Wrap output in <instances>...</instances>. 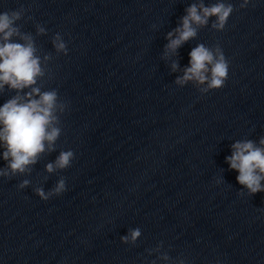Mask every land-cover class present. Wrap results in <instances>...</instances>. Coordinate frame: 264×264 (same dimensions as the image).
Masks as SVG:
<instances>
[{
	"label": "clouds",
	"instance_id": "clouds-1",
	"mask_svg": "<svg viewBox=\"0 0 264 264\" xmlns=\"http://www.w3.org/2000/svg\"><path fill=\"white\" fill-rule=\"evenodd\" d=\"M248 4L249 0H243L240 8ZM234 10L233 4L226 0H215L207 6L204 0H193L185 9L186 14L180 18L179 26L167 33L168 43L164 46L162 59L171 60L182 45L195 39L200 29L209 26L210 19L211 29L223 31ZM24 13L23 7L0 13V94L4 93L6 86L15 92L0 106V158L6 162L4 167H0V177L9 179L30 175L32 167L43 155L56 151V141L62 132L60 116L67 108L55 89L42 91L38 84L45 77L46 65L52 57L45 54L41 58L35 37L21 30L17 22ZM45 34V27L37 24L36 35ZM52 45L56 53L68 54L67 45L59 33L52 38ZM189 57L188 66L175 80L177 86L184 87L191 82L202 94L224 86L228 79L229 61L221 47L209 48L201 43L192 48ZM170 66L172 72L180 70L176 60H172ZM231 148L232 154L225 160L231 170L238 172L237 182L250 195L264 192V184L261 183L264 181V136L258 144L251 139L237 140ZM73 159L72 150L61 151L54 161L45 165V170L49 174L64 170L71 166ZM30 183L24 179L17 187L25 189ZM64 191V178L47 192L42 187L34 188L35 194L44 201ZM140 236L141 230L135 228L129 229L128 234L120 239L122 243L135 245ZM162 247L163 242L147 251L149 255L160 253L157 259L169 261V255L161 252ZM151 264H156V261ZM178 264H184V261L179 260Z\"/></svg>",
	"mask_w": 264,
	"mask_h": 264
}]
</instances>
